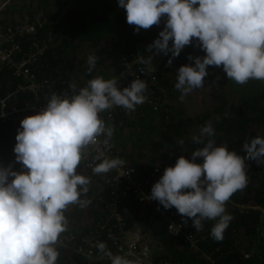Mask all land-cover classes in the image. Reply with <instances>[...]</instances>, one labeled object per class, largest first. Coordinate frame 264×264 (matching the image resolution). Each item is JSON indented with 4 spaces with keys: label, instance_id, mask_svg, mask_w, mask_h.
Wrapping results in <instances>:
<instances>
[{
    "label": "trees",
    "instance_id": "obj_1",
    "mask_svg": "<svg viewBox=\"0 0 264 264\" xmlns=\"http://www.w3.org/2000/svg\"><path fill=\"white\" fill-rule=\"evenodd\" d=\"M35 15L47 23L38 34L47 47L35 64V71L40 80L49 82L51 93L71 95L70 84L83 87L97 77L115 79L122 89V75L127 73L123 66L125 58L136 60L134 68L138 71L147 70L143 62L149 58L156 64V86L146 89V102L137 106L135 114L128 115L120 109L100 114L106 127L113 130L109 140L112 147L140 172L143 181L149 178L153 166L159 167L163 175L167 167L175 166L180 156L190 157L193 151L202 148L204 145L194 143L193 138L209 123L215 132L211 139L216 145L227 146L241 156L246 155L243 150L246 142L264 137V80H250L241 85L230 80L222 66H209L205 86L182 98L175 88L178 69L194 63L188 59L190 55L205 53L194 41L169 66L170 54L156 56L155 49L153 53L149 51V45L163 30L165 19L159 25L137 32L135 25L127 23L126 11L119 7L118 0H0L1 28ZM31 42L33 37L22 40L28 53ZM92 55L97 57V63L89 72L88 57ZM21 82L12 68L5 67L0 73V114L3 102L6 109L28 108L20 111L18 118H0V165H12L16 171L25 170L16 162L14 153L21 121L40 112L34 110L39 99L21 90ZM100 138L105 140L106 136ZM95 158L88 146L77 171L90 178L89 191L81 198L91 203L84 208L71 205L65 211L68 227L55 245L60 253L57 264H109L99 258L101 252L97 246L91 247L94 250L91 256L77 250L80 245L88 249V241L94 242L93 236L101 226H112L107 201L113 171L94 174L93 167L101 163ZM89 163L94 166H88ZM246 165L248 183L225 205L231 219L221 241L210 234L217 222L213 220L203 221L197 230L188 219L182 232L170 231L167 213L174 207L166 210L156 200L147 204L131 196L123 200L119 211L127 228L139 230L144 241L153 245L156 261L264 264V164L246 160ZM159 179H152L151 187ZM190 232L194 236L192 240L188 237ZM68 238L72 240L68 242ZM62 240L68 243H59Z\"/></svg>",
    "mask_w": 264,
    "mask_h": 264
},
{
    "label": "clouds",
    "instance_id": "obj_2",
    "mask_svg": "<svg viewBox=\"0 0 264 264\" xmlns=\"http://www.w3.org/2000/svg\"><path fill=\"white\" fill-rule=\"evenodd\" d=\"M118 5L137 32L165 19L148 49H155L156 56L170 54L169 66L194 41L205 53L190 55L194 63L178 69L175 88L182 98L205 86L209 66H222L227 77L241 85L264 80V0H118ZM96 63V56L88 57L89 72ZM70 88L71 95L54 92L46 108L21 121L14 153L25 170L0 165V264H57L55 245L68 227L65 211L91 203L81 198L89 191L90 178L77 171L84 150L101 136L107 145L113 135L100 114L113 107L134 111L146 100L147 83L135 79L121 89L115 79L97 77ZM214 135L211 123L203 127L193 140L204 146L167 167L149 198L166 210L175 207L197 230L205 220L217 221L210 234L221 241L231 219L225 205L248 183L246 160L264 164V137L246 142V155L241 156L217 146ZM103 156L99 152L95 159ZM123 165L120 158H104L93 173L107 174ZM97 248L111 264H132L104 242Z\"/></svg>",
    "mask_w": 264,
    "mask_h": 264
},
{
    "label": "built area",
    "instance_id": "obj_3",
    "mask_svg": "<svg viewBox=\"0 0 264 264\" xmlns=\"http://www.w3.org/2000/svg\"><path fill=\"white\" fill-rule=\"evenodd\" d=\"M46 24V21L42 17L35 15L33 17L26 16L15 25H9L5 28L0 27V73L5 67L12 68L16 77L22 81L20 89L32 93L39 99V105L34 108V110L39 111L46 108L48 99L53 94L51 93L53 90L49 87V82L40 80L35 71V64L44 54L47 47L46 41L38 38L39 32ZM28 37H33L29 53L25 51L22 43V40ZM143 63L146 64L147 70L150 69L151 72L148 73L147 70H136L134 67L137 65V61L133 60V58H125L123 60V66L127 69V73L122 75L123 87L129 86L135 79L146 81L147 89L156 86L154 75L156 64H147L145 61ZM6 106L7 104L3 102V111L0 114V118L2 119L18 118L20 111L28 109H19L18 107L6 109ZM137 106L136 108H138ZM136 108L134 111H129L123 107H113L105 111L117 112L120 109L128 115H132L136 113ZM102 139L99 137L96 145L89 146L93 154L97 156L99 152H103L104 156L100 160L101 162L104 158H120L124 161V165L121 168L111 170L113 171V175L107 206L111 210L109 218L112 220V226L108 228L105 225L101 226L93 236L95 237L94 242L88 241V249L80 245L77 250L82 254L91 256L94 254V250L91 247L97 246L100 242H104L107 245V249L111 250L114 255L126 257L132 264H175L172 261H156V253L153 245L144 241V235L139 230L127 228L125 219L119 211V205L123 203L125 198L131 196L136 197L138 201L143 203H153L155 200L149 198L152 190L150 183L152 179L162 176L161 170L159 167L153 169L150 172L149 178L143 181V177H140V172L132 167L127 159L112 147V143L108 141V144L105 145ZM94 163H89L88 166H94ZM167 220L169 230L179 233L183 231L188 218L179 214L174 207L172 212L167 213ZM188 237L192 240L194 238L193 233L190 232ZM71 240V238H68V242ZM110 240L111 242L109 243L108 241ZM62 242L65 244L68 243L64 240L59 243ZM99 255V258L111 264V260L103 253Z\"/></svg>",
    "mask_w": 264,
    "mask_h": 264
},
{
    "label": "crops",
    "instance_id": "obj_4",
    "mask_svg": "<svg viewBox=\"0 0 264 264\" xmlns=\"http://www.w3.org/2000/svg\"><path fill=\"white\" fill-rule=\"evenodd\" d=\"M152 167V166H151ZM151 167H148L147 169H151ZM154 168L153 169H155V168H157V166H153ZM150 187H151V185H150ZM151 189H152V187H151Z\"/></svg>",
    "mask_w": 264,
    "mask_h": 264
},
{
    "label": "rangeland",
    "instance_id": "obj_5",
    "mask_svg": "<svg viewBox=\"0 0 264 264\" xmlns=\"http://www.w3.org/2000/svg\"><path fill=\"white\" fill-rule=\"evenodd\" d=\"M119 79H120V77H119ZM122 85H123V82H122ZM195 97L197 98V95ZM156 208L158 209V207H156Z\"/></svg>",
    "mask_w": 264,
    "mask_h": 264
}]
</instances>
